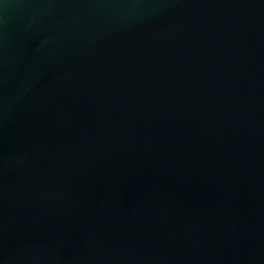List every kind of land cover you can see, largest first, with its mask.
Wrapping results in <instances>:
<instances>
[{
	"label": "water",
	"instance_id": "water-1",
	"mask_svg": "<svg viewBox=\"0 0 264 264\" xmlns=\"http://www.w3.org/2000/svg\"><path fill=\"white\" fill-rule=\"evenodd\" d=\"M0 264H264V0H0Z\"/></svg>",
	"mask_w": 264,
	"mask_h": 264
}]
</instances>
